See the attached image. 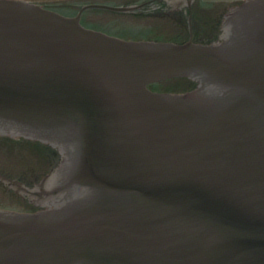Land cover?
Instances as JSON below:
<instances>
[{"label": "water", "instance_id": "obj_1", "mask_svg": "<svg viewBox=\"0 0 264 264\" xmlns=\"http://www.w3.org/2000/svg\"><path fill=\"white\" fill-rule=\"evenodd\" d=\"M220 30L122 41L0 0V135L63 157L34 188L0 175L47 207L0 211V264H264V0ZM172 79L195 89L149 88Z\"/></svg>", "mask_w": 264, "mask_h": 264}, {"label": "flooded vegetation", "instance_id": "obj_2", "mask_svg": "<svg viewBox=\"0 0 264 264\" xmlns=\"http://www.w3.org/2000/svg\"><path fill=\"white\" fill-rule=\"evenodd\" d=\"M89 5H108L113 7H126L138 5L133 15L121 14L129 19L133 17L138 18L132 20L140 23V26L149 32L170 33L175 30V27L184 28L189 27V11L175 12V8L170 0H42V6L64 14L66 16L81 15L84 22L90 18V25L95 22H103L100 15L105 13L99 9H87ZM199 10V6H198ZM108 15H113L107 12ZM149 22L150 24H145ZM145 33V34H146Z\"/></svg>", "mask_w": 264, "mask_h": 264}, {"label": "rangeland", "instance_id": "obj_3", "mask_svg": "<svg viewBox=\"0 0 264 264\" xmlns=\"http://www.w3.org/2000/svg\"><path fill=\"white\" fill-rule=\"evenodd\" d=\"M225 1L226 2L222 1V6H225L234 0ZM222 6H219V8L216 9L215 14L212 13L214 15L212 19H218V13L223 8ZM2 144L4 146H1L0 172L13 177H19L26 181H33L35 178L43 176L51 166L52 160H50V156L34 149L31 145L27 146L19 142L7 143L6 141H3ZM43 156L45 158H43ZM0 197V199L7 198V193L1 186Z\"/></svg>", "mask_w": 264, "mask_h": 264}]
</instances>
